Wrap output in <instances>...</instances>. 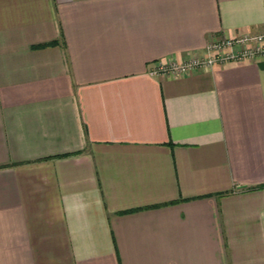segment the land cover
Segmentation results:
<instances>
[{
    "label": "crops",
    "instance_id": "1",
    "mask_svg": "<svg viewBox=\"0 0 264 264\" xmlns=\"http://www.w3.org/2000/svg\"><path fill=\"white\" fill-rule=\"evenodd\" d=\"M248 34L264 0H0V264H264V61L150 74Z\"/></svg>",
    "mask_w": 264,
    "mask_h": 264
},
{
    "label": "built area",
    "instance_id": "2",
    "mask_svg": "<svg viewBox=\"0 0 264 264\" xmlns=\"http://www.w3.org/2000/svg\"><path fill=\"white\" fill-rule=\"evenodd\" d=\"M255 61H264L263 34L212 40L207 43L201 57L182 63H157L150 69V74L182 77L195 69H210L214 64L224 66Z\"/></svg>",
    "mask_w": 264,
    "mask_h": 264
},
{
    "label": "trees",
    "instance_id": "3",
    "mask_svg": "<svg viewBox=\"0 0 264 264\" xmlns=\"http://www.w3.org/2000/svg\"><path fill=\"white\" fill-rule=\"evenodd\" d=\"M255 188H257V187H255ZM259 188V187H258Z\"/></svg>",
    "mask_w": 264,
    "mask_h": 264
}]
</instances>
